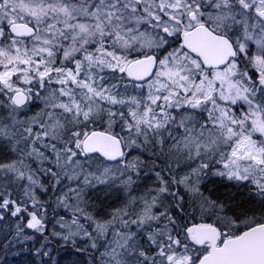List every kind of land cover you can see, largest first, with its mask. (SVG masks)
<instances>
[{
    "label": "snow or ice",
    "instance_id": "6c2138e0",
    "mask_svg": "<svg viewBox=\"0 0 264 264\" xmlns=\"http://www.w3.org/2000/svg\"><path fill=\"white\" fill-rule=\"evenodd\" d=\"M0 264H264V0H0Z\"/></svg>",
    "mask_w": 264,
    "mask_h": 264
}]
</instances>
